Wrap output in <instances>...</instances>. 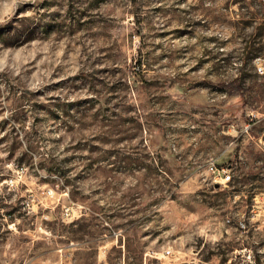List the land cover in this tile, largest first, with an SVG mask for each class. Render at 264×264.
I'll use <instances>...</instances> for the list:
<instances>
[{
	"label": "rangeland",
	"instance_id": "374dc122",
	"mask_svg": "<svg viewBox=\"0 0 264 264\" xmlns=\"http://www.w3.org/2000/svg\"><path fill=\"white\" fill-rule=\"evenodd\" d=\"M257 57L264 0H0V264H264Z\"/></svg>",
	"mask_w": 264,
	"mask_h": 264
},
{
	"label": "built area",
	"instance_id": "2783aa9c",
	"mask_svg": "<svg viewBox=\"0 0 264 264\" xmlns=\"http://www.w3.org/2000/svg\"><path fill=\"white\" fill-rule=\"evenodd\" d=\"M256 70L260 75H264V60L260 57L255 59ZM257 118L253 115L248 116V122L243 126L240 133L244 136H251V131L253 126L257 123ZM254 143L260 148V150L264 153V135L258 138H253ZM212 173L214 174V183L226 184L232 181V168L231 167H222L219 168L216 164H212L210 167ZM171 251H167L169 255Z\"/></svg>",
	"mask_w": 264,
	"mask_h": 264
}]
</instances>
